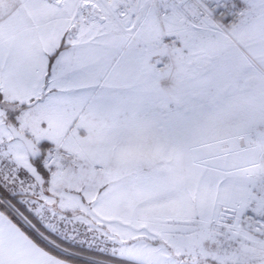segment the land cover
Wrapping results in <instances>:
<instances>
[{"label": "snow or ice", "instance_id": "obj_1", "mask_svg": "<svg viewBox=\"0 0 264 264\" xmlns=\"http://www.w3.org/2000/svg\"><path fill=\"white\" fill-rule=\"evenodd\" d=\"M0 264H264V0H0Z\"/></svg>", "mask_w": 264, "mask_h": 264}, {"label": "trees", "instance_id": "obj_2", "mask_svg": "<svg viewBox=\"0 0 264 264\" xmlns=\"http://www.w3.org/2000/svg\"><path fill=\"white\" fill-rule=\"evenodd\" d=\"M70 247H71V245H70Z\"/></svg>", "mask_w": 264, "mask_h": 264}]
</instances>
